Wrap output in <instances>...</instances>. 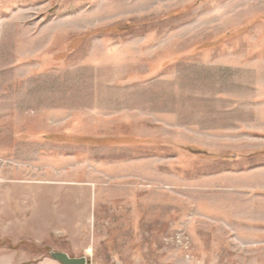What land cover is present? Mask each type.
I'll return each mask as SVG.
<instances>
[{"label":"rangeland","instance_id":"obj_1","mask_svg":"<svg viewBox=\"0 0 264 264\" xmlns=\"http://www.w3.org/2000/svg\"><path fill=\"white\" fill-rule=\"evenodd\" d=\"M264 264V0H0V264Z\"/></svg>","mask_w":264,"mask_h":264},{"label":"water","instance_id":"obj_2","mask_svg":"<svg viewBox=\"0 0 264 264\" xmlns=\"http://www.w3.org/2000/svg\"><path fill=\"white\" fill-rule=\"evenodd\" d=\"M51 258L60 264H88L89 260L87 257H79V258H74L69 256L65 252H60V251H51L50 252Z\"/></svg>","mask_w":264,"mask_h":264}]
</instances>
